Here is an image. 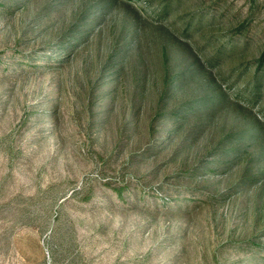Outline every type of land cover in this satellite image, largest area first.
Returning a JSON list of instances; mask_svg holds the SVG:
<instances>
[{
    "label": "rangeland",
    "instance_id": "1",
    "mask_svg": "<svg viewBox=\"0 0 264 264\" xmlns=\"http://www.w3.org/2000/svg\"><path fill=\"white\" fill-rule=\"evenodd\" d=\"M0 264H264V0H0Z\"/></svg>",
    "mask_w": 264,
    "mask_h": 264
}]
</instances>
